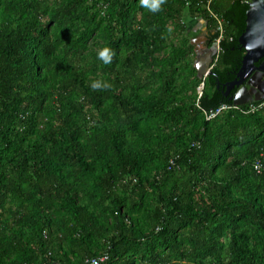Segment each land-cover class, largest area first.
Instances as JSON below:
<instances>
[{
	"label": "trees",
	"instance_id": "trees-1",
	"mask_svg": "<svg viewBox=\"0 0 264 264\" xmlns=\"http://www.w3.org/2000/svg\"><path fill=\"white\" fill-rule=\"evenodd\" d=\"M251 1L0 0V264H264V100L227 95Z\"/></svg>",
	"mask_w": 264,
	"mask_h": 264
},
{
	"label": "water",
	"instance_id": "water-1",
	"mask_svg": "<svg viewBox=\"0 0 264 264\" xmlns=\"http://www.w3.org/2000/svg\"><path fill=\"white\" fill-rule=\"evenodd\" d=\"M239 42L242 48L245 49L246 54L237 79L230 83L227 93H230L237 86L242 85L255 71H258L259 75L264 76V0L251 1L248 11L247 29L241 36ZM219 52L220 46L218 42L212 49L197 53L195 67L198 71L199 78L205 80L213 74L214 60ZM262 85L264 87V82ZM255 95H257L256 98ZM231 99L236 106H243L254 101H262L264 100V90L261 87L257 89L254 87L251 90L243 88Z\"/></svg>",
	"mask_w": 264,
	"mask_h": 264
},
{
	"label": "rangeland",
	"instance_id": "rangeland-1",
	"mask_svg": "<svg viewBox=\"0 0 264 264\" xmlns=\"http://www.w3.org/2000/svg\"><path fill=\"white\" fill-rule=\"evenodd\" d=\"M180 24H185L186 26V30H184L183 32L181 28H177L176 25H173L170 22L168 27L170 29V36L169 38H167L165 44L168 48L172 46L181 48L184 42L194 45L196 50L194 53L190 54L186 62L190 63L192 67H195V64L197 62L198 50H200V48L205 49L210 47V41L208 40L211 33L208 31L207 23L202 21L201 19H192L186 16L182 18ZM204 88L205 84H202L197 89V93L194 96L199 97L202 94Z\"/></svg>",
	"mask_w": 264,
	"mask_h": 264
},
{
	"label": "clouds",
	"instance_id": "clouds-1",
	"mask_svg": "<svg viewBox=\"0 0 264 264\" xmlns=\"http://www.w3.org/2000/svg\"><path fill=\"white\" fill-rule=\"evenodd\" d=\"M141 3L151 9L152 11H158L160 5L163 3V0H141ZM112 52L109 48L105 47L99 51L98 56L102 59L105 63H110L112 60ZM93 89H99L101 87H110L109 84L106 82H102L100 80L93 81L91 84Z\"/></svg>",
	"mask_w": 264,
	"mask_h": 264
},
{
	"label": "flooded vegetation",
	"instance_id": "flooded-vegetation-1",
	"mask_svg": "<svg viewBox=\"0 0 264 264\" xmlns=\"http://www.w3.org/2000/svg\"><path fill=\"white\" fill-rule=\"evenodd\" d=\"M209 41V40H208ZM213 48V44H212V46L210 45V47L209 48H205V49H201L200 48V50H198V52L197 53H199V52H202V51H205V50H208V49H212ZM259 72L258 71H255L254 73H253V75L252 76H250V78L247 80V81H245L242 85H239V86H237L236 88H237V91H236V94L240 91V90H242L243 88H248L249 90H251L252 88H254V87H256V89L257 88H259V87H263V85H262V83L264 82V76H258L259 74H258ZM254 77V79H252ZM259 78H260V80H259ZM254 84H256V85H254ZM254 87H253V86ZM236 88H235V90H236ZM263 89H264V87H263ZM234 90H232L230 93H227V95H230L232 92H233ZM228 92V91H227ZM235 94V95H236ZM257 97V95H255V98Z\"/></svg>",
	"mask_w": 264,
	"mask_h": 264
},
{
	"label": "built area",
	"instance_id": "built-area-1",
	"mask_svg": "<svg viewBox=\"0 0 264 264\" xmlns=\"http://www.w3.org/2000/svg\"><path fill=\"white\" fill-rule=\"evenodd\" d=\"M219 44H220V42H219ZM223 110H226V107H223V108L221 109V112H222ZM221 112L212 113V114L209 116V118H210V119H211V118H214V117H216L218 114H220ZM261 169H262V167H260V166H256V170H257L258 172H261ZM107 259H108V256L105 255V256H102V257H100V258L93 259L92 261H88L87 264H103V263L107 262Z\"/></svg>",
	"mask_w": 264,
	"mask_h": 264
},
{
	"label": "bare ground",
	"instance_id": "bare-ground-1",
	"mask_svg": "<svg viewBox=\"0 0 264 264\" xmlns=\"http://www.w3.org/2000/svg\"><path fill=\"white\" fill-rule=\"evenodd\" d=\"M258 76H261V75H258ZM260 80V79H259ZM253 83V82H252ZM254 84V83H253ZM254 85H256V84H254ZM262 89H263V87H261ZM264 90V89H263Z\"/></svg>",
	"mask_w": 264,
	"mask_h": 264
}]
</instances>
